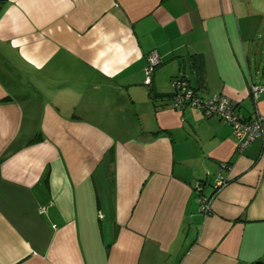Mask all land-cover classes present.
I'll use <instances>...</instances> for the list:
<instances>
[{"label":"crops","instance_id":"crops-1","mask_svg":"<svg viewBox=\"0 0 264 264\" xmlns=\"http://www.w3.org/2000/svg\"><path fill=\"white\" fill-rule=\"evenodd\" d=\"M177 76L264 114V0H5L0 264H264V138Z\"/></svg>","mask_w":264,"mask_h":264},{"label":"built area","instance_id":"built-area-1","mask_svg":"<svg viewBox=\"0 0 264 264\" xmlns=\"http://www.w3.org/2000/svg\"><path fill=\"white\" fill-rule=\"evenodd\" d=\"M160 56L156 51H151L147 56L145 66V84L150 85L152 74L156 66L160 64ZM173 95L171 97V107L175 110H183L187 107H196L201 109L205 115H218L222 120L232 126V132L237 140L239 149H242L257 137L264 138V114H256L250 120L242 119L237 111V104L229 98L218 95L204 98L198 91L191 86L188 79L184 76H177L172 80ZM264 87L251 85V93L256 97L257 93ZM225 182L217 180L214 183V189L217 190ZM197 191H201L200 185H197ZM201 210L209 212V199L201 198Z\"/></svg>","mask_w":264,"mask_h":264},{"label":"trees","instance_id":"trees-1","mask_svg":"<svg viewBox=\"0 0 264 264\" xmlns=\"http://www.w3.org/2000/svg\"><path fill=\"white\" fill-rule=\"evenodd\" d=\"M4 2H5V0H0V9L2 8ZM172 95H173V93H172ZM172 95H171V97H172ZM34 140L36 141L37 139H32L31 142H33Z\"/></svg>","mask_w":264,"mask_h":264}]
</instances>
